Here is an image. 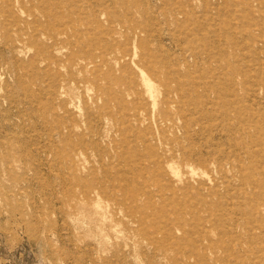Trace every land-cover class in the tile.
Returning <instances> with one entry per match:
<instances>
[{
    "label": "rangeland",
    "instance_id": "1",
    "mask_svg": "<svg viewBox=\"0 0 264 264\" xmlns=\"http://www.w3.org/2000/svg\"><path fill=\"white\" fill-rule=\"evenodd\" d=\"M0 264H264V0H0Z\"/></svg>",
    "mask_w": 264,
    "mask_h": 264
},
{
    "label": "bare ground",
    "instance_id": "2",
    "mask_svg": "<svg viewBox=\"0 0 264 264\" xmlns=\"http://www.w3.org/2000/svg\"><path fill=\"white\" fill-rule=\"evenodd\" d=\"M148 65V64H147ZM139 77H142V76H139ZM153 77H155V76H153ZM156 78V77H155ZM140 79V78H139ZM157 89V88H156ZM179 120L181 119V118H178ZM167 123H169L170 125L168 126V124ZM161 124L163 125V127L164 128H162V129H160L161 130V132L163 133V134H165L166 133V131H174V130H176V126L174 125V118L172 117V118H161ZM172 141H168V142H165V144L167 145V147H166V150H165V153L166 154H169V156L170 157H166V158H168L170 161H172V160H175V158L177 157V155L179 156V158L182 160V161H184V162H186V163H188V162H191L192 161V154L190 153L189 154V152H187V150L184 148V147H182V146H178V147H173L172 146V143H171ZM176 156V157H175ZM196 161L197 162H200V161H203L202 160V158L201 157H199V158H197L196 159ZM136 194V193H135ZM147 215V214H146ZM149 216V215H148ZM257 225V224H256ZM159 238V237H158ZM157 238V239H158ZM153 239V238H152ZM171 240V239H170ZM174 240V239H173ZM168 241V240H167ZM176 241V240H175Z\"/></svg>",
    "mask_w": 264,
    "mask_h": 264
}]
</instances>
